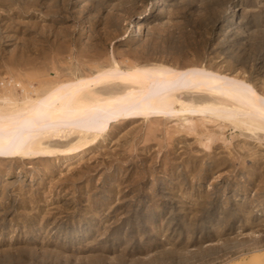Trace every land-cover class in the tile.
Returning <instances> with one entry per match:
<instances>
[{"label": "rangeland", "instance_id": "1", "mask_svg": "<svg viewBox=\"0 0 264 264\" xmlns=\"http://www.w3.org/2000/svg\"><path fill=\"white\" fill-rule=\"evenodd\" d=\"M115 60L264 97V0H0V96L31 85L36 97ZM227 89L170 91L167 109L103 131L26 133L29 151L0 156V264H223L264 248V107Z\"/></svg>", "mask_w": 264, "mask_h": 264}, {"label": "bare ground", "instance_id": "2", "mask_svg": "<svg viewBox=\"0 0 264 264\" xmlns=\"http://www.w3.org/2000/svg\"><path fill=\"white\" fill-rule=\"evenodd\" d=\"M112 69L108 73L97 72L90 76L52 84L47 92L38 94L36 97L31 95L36 91V89L32 90L31 85L28 88L22 86L23 97L21 98L15 97V94L0 96V102H2L0 103V156L13 157L29 151L24 138L26 133L32 137H41L52 132L54 136L62 137L72 131L77 133L103 131L112 119L133 116L139 112L142 114L152 112L155 109H167L164 103H168L169 92L187 86L192 88L228 86L226 93L237 95L241 100L251 97L253 101L264 107V97L242 80L221 75L208 80L202 71H160L141 69L138 65L123 71L116 60L112 62ZM142 79L145 80L146 86L137 97L122 95V88ZM106 81L115 86L108 93L117 98L110 99L93 90V86ZM170 83L173 85L170 86ZM69 102L77 103L76 107L72 110L68 109L66 104ZM183 111L193 112L187 109ZM206 111L211 112L210 110L200 112L207 113ZM176 112L178 109L173 110V113ZM215 115L223 116L222 113H215ZM262 117L264 119V115ZM180 119L181 124L194 126L186 117ZM241 124L256 128L245 121ZM260 130L264 132L263 129ZM6 136H9L10 140L2 144L1 140ZM223 264H264V248Z\"/></svg>", "mask_w": 264, "mask_h": 264}]
</instances>
